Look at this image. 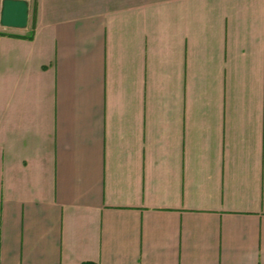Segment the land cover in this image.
<instances>
[{
	"label": "crops",
	"instance_id": "obj_1",
	"mask_svg": "<svg viewBox=\"0 0 264 264\" xmlns=\"http://www.w3.org/2000/svg\"><path fill=\"white\" fill-rule=\"evenodd\" d=\"M25 1L0 264H264V0Z\"/></svg>",
	"mask_w": 264,
	"mask_h": 264
},
{
	"label": "water",
	"instance_id": "obj_2",
	"mask_svg": "<svg viewBox=\"0 0 264 264\" xmlns=\"http://www.w3.org/2000/svg\"><path fill=\"white\" fill-rule=\"evenodd\" d=\"M28 22V6L25 0H3L0 24L4 27L24 28Z\"/></svg>",
	"mask_w": 264,
	"mask_h": 264
}]
</instances>
